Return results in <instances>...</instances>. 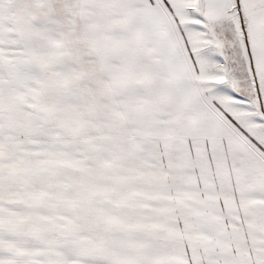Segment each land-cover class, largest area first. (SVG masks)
I'll return each mask as SVG.
<instances>
[{
    "label": "snow or ice",
    "instance_id": "1",
    "mask_svg": "<svg viewBox=\"0 0 264 264\" xmlns=\"http://www.w3.org/2000/svg\"><path fill=\"white\" fill-rule=\"evenodd\" d=\"M0 264H264V0H0Z\"/></svg>",
    "mask_w": 264,
    "mask_h": 264
}]
</instances>
